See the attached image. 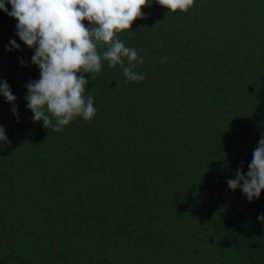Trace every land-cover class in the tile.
<instances>
[{
  "label": "rangeland",
  "instance_id": "obj_1",
  "mask_svg": "<svg viewBox=\"0 0 264 264\" xmlns=\"http://www.w3.org/2000/svg\"><path fill=\"white\" fill-rule=\"evenodd\" d=\"M222 1L194 0L186 13L167 15L157 0H148L141 9L147 19L135 20L131 29L117 33L144 57L137 71L145 73V79L129 83L119 65L109 68L103 61L99 79L95 74L91 80L94 89L104 85L101 81L108 82L109 90L121 89L123 95L129 90L144 92L143 100L154 96V104L165 109L151 106L159 111L143 122L145 131L136 139L128 138L123 149L114 148L119 158L129 161L118 181L111 175L103 178L100 167L94 172L83 165L50 166L46 153L37 152L45 163L26 164V145L20 137L27 140L31 129L27 123L8 119L5 111L10 104L0 101V125L11 141L0 144V260L7 264H229L219 258L212 224L228 218L234 227L245 230L261 223L255 216L264 214V190L249 203L239 188L229 190L227 181L235 178L241 162L247 174L264 135V108L254 118L253 105L231 104L230 99L218 105L213 95L198 96L203 93L199 90L194 91L195 100H185L192 89L181 77L184 59L179 63L165 52L191 48L187 62L191 68L196 62L192 47L202 43L215 50L246 40L243 46L253 47L245 34L256 25L250 18L264 14L262 0H255L251 10H229ZM82 23L92 26L87 20ZM243 24H248L247 29H242ZM259 28L263 37L264 23ZM156 30L161 36H155ZM129 31L135 33L129 37ZM161 57L167 62L161 64ZM139 101L133 103L150 104ZM66 136L64 129L54 136L62 161L71 151L63 148Z\"/></svg>",
  "mask_w": 264,
  "mask_h": 264
},
{
  "label": "trees",
  "instance_id": "obj_2",
  "mask_svg": "<svg viewBox=\"0 0 264 264\" xmlns=\"http://www.w3.org/2000/svg\"><path fill=\"white\" fill-rule=\"evenodd\" d=\"M222 2L229 10L240 8L251 10L256 6L255 0H223ZM260 5L264 10V0ZM6 7L10 12L11 5L6 4ZM250 20L256 23L248 28V32L245 34V39L250 40L253 45L251 48L243 46L242 43L246 40H237L226 48L225 45H221L215 50H209L205 42L196 46L197 48L192 47L196 52V62L191 68L187 66L191 48L180 53H175L170 49L165 50V52L169 51V55H174L173 59L179 63L184 59L186 65H183L184 71L181 77L187 81L188 89H192V95L185 94V100H195L194 91L199 90L203 93L198 96L204 98L205 94L213 95V99L218 105L225 99H230L231 104L242 101L243 105H253L255 108L252 109L250 115L254 118L262 111L264 108V36L262 37L258 30H261L259 27L264 23V14L250 18ZM16 23L14 18L0 11V81H6L11 92L17 97L14 103L17 106L19 118L17 119L12 113L11 104L5 111V114L8 113L7 118L27 123L28 128L31 129V131L28 130L30 135L27 140L20 137L21 142L26 145L24 153L26 164L33 166L45 163L44 159L37 155V152L46 153L49 165L51 163H62L67 167L83 165L87 170L94 172H96V168L100 167L99 172L103 178L108 179L107 177L111 175V180H120V175L123 176V173L126 172L125 165L129 161L119 158L120 154H117L114 148L123 149L129 142L128 138L136 139L137 133L145 131L143 122L145 123L159 111L153 108L157 106L154 104L155 97L143 100L144 92L138 94L131 90L126 92L127 95H123L119 92L121 89L112 88L109 90L108 82L100 80V85L101 83L104 85L94 89L91 82L92 74L84 73L83 75L88 80L86 89L94 97V106L97 112L89 122L77 117L64 127L67 136L62 145L63 148L71 151L68 153L67 161L60 160L61 155L57 154L59 140L54 136L61 131L45 129L42 121L34 123L31 119L32 112L27 108L26 85L29 81L39 80L40 72L38 67L31 63V58L34 55L33 49L26 47L16 35ZM247 25L243 24L242 29H247ZM156 34L161 36V31L156 30L155 36H157ZM11 40H15L20 45L19 50L7 51L11 47ZM166 40L170 42L171 38ZM169 48L172 46L169 45ZM21 60L25 64L22 65ZM77 75L79 76L81 73H77ZM97 75L99 79V74L97 73ZM138 96L141 97L139 99L143 103H150L149 106H142L143 108L136 106L134 103L140 102L137 99ZM1 100H5L2 95H0ZM157 107L165 110L160 106ZM76 145L80 147L78 148ZM86 147H89V157L86 156ZM108 149L112 151L111 154ZM50 155H53V159L58 158L59 160H50ZM93 157L94 159H92ZM258 216H255L256 219ZM212 225L221 261L229 264H264V222L257 223L253 229L245 230L234 227L228 218L215 220ZM0 264L7 263L0 260Z\"/></svg>",
  "mask_w": 264,
  "mask_h": 264
},
{
  "label": "clouds",
  "instance_id": "obj_3",
  "mask_svg": "<svg viewBox=\"0 0 264 264\" xmlns=\"http://www.w3.org/2000/svg\"><path fill=\"white\" fill-rule=\"evenodd\" d=\"M157 3L168 10V15L177 11L186 13L194 0H157ZM6 4L11 5L10 12ZM147 4L148 0H0V11L17 21L16 35L33 49L31 63L40 72L39 80L26 85L25 100L34 123L42 121L45 129L60 132L77 117L91 121L97 109L83 74L91 73L94 80L103 61L108 62L109 68L119 65L129 83L145 79L146 74L137 71L144 57L136 48L126 46L117 33L131 29L135 20L147 19L141 12ZM85 20L92 26L86 27L82 23ZM134 33L129 31V37ZM10 45L7 51L19 50L15 40ZM159 62L166 63L167 57H161ZM21 64L25 62L21 60ZM0 95L12 105L11 111L18 119L14 103L17 97L6 81H0ZM0 144H11L2 125ZM242 167L243 162L227 186L232 191L239 188L251 203L264 190V135L253 151L246 175ZM257 219L264 222V214Z\"/></svg>",
  "mask_w": 264,
  "mask_h": 264
}]
</instances>
